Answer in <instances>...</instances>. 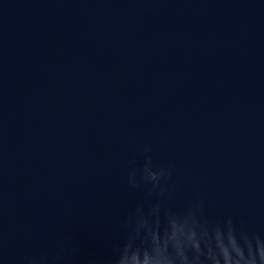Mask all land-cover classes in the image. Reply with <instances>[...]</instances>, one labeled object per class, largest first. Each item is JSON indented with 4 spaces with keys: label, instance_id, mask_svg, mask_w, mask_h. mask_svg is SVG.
Listing matches in <instances>:
<instances>
[{
    "label": "water",
    "instance_id": "water-1",
    "mask_svg": "<svg viewBox=\"0 0 264 264\" xmlns=\"http://www.w3.org/2000/svg\"><path fill=\"white\" fill-rule=\"evenodd\" d=\"M148 157L264 244V0H0V264H103Z\"/></svg>",
    "mask_w": 264,
    "mask_h": 264
},
{
    "label": "clouds",
    "instance_id": "clouds-1",
    "mask_svg": "<svg viewBox=\"0 0 264 264\" xmlns=\"http://www.w3.org/2000/svg\"><path fill=\"white\" fill-rule=\"evenodd\" d=\"M141 151H148L142 148ZM171 168L153 162L148 157L139 169L127 177L131 188L145 185L148 196L156 201L147 206L140 203L125 217L120 229L121 239L113 246L112 254L103 264H232L229 248L241 255L237 246L239 232L250 233L256 241L255 255L249 264H264V244L261 234L249 232L242 224L238 227L231 216L209 220L203 214V201L195 200L182 210H173L163 201L170 200ZM242 246L250 247L243 238ZM44 257H29L27 264H43ZM95 264V262H93ZM238 264V261H237Z\"/></svg>",
    "mask_w": 264,
    "mask_h": 264
}]
</instances>
